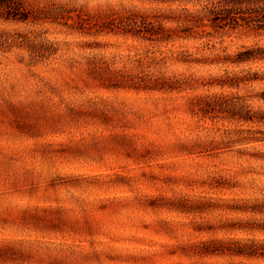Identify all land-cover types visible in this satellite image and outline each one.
Instances as JSON below:
<instances>
[{"label":"rangeland","instance_id":"obj_1","mask_svg":"<svg viewBox=\"0 0 264 264\" xmlns=\"http://www.w3.org/2000/svg\"><path fill=\"white\" fill-rule=\"evenodd\" d=\"M193 4L0 0V264H264V63L194 61L264 34Z\"/></svg>","mask_w":264,"mask_h":264},{"label":"trees","instance_id":"obj_2","mask_svg":"<svg viewBox=\"0 0 264 264\" xmlns=\"http://www.w3.org/2000/svg\"><path fill=\"white\" fill-rule=\"evenodd\" d=\"M174 1V0H170ZM180 1V0H179ZM194 3L191 8L180 9L184 24L190 26H207L211 32L199 33L198 38L204 36H222L226 33L249 30L258 34H264V0H181ZM153 28L154 37H159ZM167 37V36H166ZM160 39H162L160 37ZM166 39V38H164ZM208 46V43H207ZM214 47V46H213ZM195 62L223 63L226 65L241 66L248 63H264V44L242 45L233 54L221 56L214 54L213 58H196ZM251 82H264V69H252V67L240 68L234 71L224 72L221 77L220 86L238 87L241 84ZM264 103V88L257 95ZM259 114V115H257ZM241 119L250 122L264 123V109L256 114L251 112L240 116ZM250 139L264 140V136H255Z\"/></svg>","mask_w":264,"mask_h":264}]
</instances>
